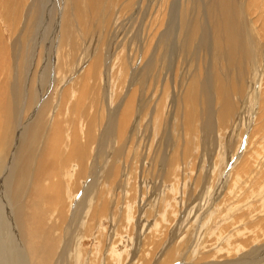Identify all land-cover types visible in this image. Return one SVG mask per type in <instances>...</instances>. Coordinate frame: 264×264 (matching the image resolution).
Wrapping results in <instances>:
<instances>
[{"label": "bare ground", "instance_id": "1", "mask_svg": "<svg viewBox=\"0 0 264 264\" xmlns=\"http://www.w3.org/2000/svg\"><path fill=\"white\" fill-rule=\"evenodd\" d=\"M48 1L50 2V0H48ZM56 1L57 0H53L52 1L51 8L49 10V9H46V4L47 3H46L45 0H31L30 1L31 2L30 5L28 4L29 7H28L27 13H28V15L31 14L32 24H27V22L24 21L25 22V26H23V29L21 31L22 32L21 34L23 35L24 39L27 40V42H26V44L23 43L25 45H20V46L18 45V43L16 41L12 42L11 45H10V51L8 49V51L11 54V58L15 62L14 64L17 65V68L15 66V70L13 72L14 75H12V77H11V81L12 82L8 83V84H10V88H7L9 90L8 93L10 94L9 95L10 98H7V100H9V101H7V103H8V105H7L8 106V112H6L5 114H1V111H0V264H97L96 255H93L92 253L86 254L84 249H83V252H81V248L83 247L84 240L89 239L90 236H91V233L93 231L97 232L96 227L99 226L100 223H102L101 221L103 220L104 217L106 218V216H107V219H109L111 224H114L116 222H122V224L125 223V227H127L126 230H125L126 237H127V240L129 242L134 241L136 239V237H137L136 233L133 232V227L131 228V227H129V225L132 222H134L135 226H137L139 224L138 221H135L133 215H134V213L136 211H138V208H139V205H140L141 201H139L138 203L135 204V206H134L135 209H133V212H131L132 213L131 215H129V211H126L128 206L125 204L128 196L130 195V192L133 191L132 184H133L134 181L131 182V179L133 177H131V179H130L129 176H126L124 181H121L119 183L120 184L119 188H120V191L122 193V198L124 199V205H122L121 213H120V211L118 212L119 214H117L116 211H113V207L116 206L115 203H113V199H112V202L110 200H108L107 198H103L102 199L100 194H98V190H96L95 185H94V187L92 186L91 193H89L90 195L88 196V198H86L87 200H84V202H83V199H81V200H79V202H77V208H76V210L72 211L70 218H68V216H69L68 212L65 213V212L62 211L63 210L62 209L63 201L67 200V203L69 204L68 195H70V190L72 189L71 188L72 184L69 187L66 186V183L64 184V182H63L64 174H66L65 177L68 180L71 179V177H74V176H71L70 178H68L67 173H66V166L67 165L64 164V163L67 161V159H72V160L75 159L74 154L70 152L71 145L68 146V144H67L65 149H64V147L61 146L62 145L61 143L63 142V140L61 139L59 134H55V130H56V125L55 124H57V123H55V117L52 118L53 116L52 117L50 116V114L52 113L51 110H52V108L54 106V101H55V96H56L57 90H59V88H58L59 84L63 83V82H61V83L59 82L58 83L59 77L57 76V68H58L57 65H58V62L61 59V54L62 53H57L55 51H52L50 53L49 51H47L45 49H41V44L43 43V39L46 38L47 36H49V38H50V41L48 42V44H50L53 39H54L53 44H57V43H62L63 44V43H65L64 42V37L65 36L62 35V30H63V27H64L63 20H62L63 19V11L64 10L63 9L61 10V15H59L57 20L55 21V17H54L53 14H56ZM90 1H92V0H85L86 7L88 6V2H90ZM110 1H109V5H110ZM115 1L117 3V0H115ZM180 1L181 0H178L175 3V2L170 0L169 1V5H168V2H167V4H165L164 7L166 9H164V12L166 13V16H167L166 18L167 19H165L166 21H165L164 31L162 32V34L158 32L160 35H159V38L157 39L156 47H155L154 51H152V48H151V51H152V52L150 51L151 52V57L149 56L150 59H149L148 63L145 65V67H143L144 69L142 68L143 71L140 70L142 73L144 72L145 74L149 75V79L151 78L150 81L148 79L149 87H152L151 85H152L153 80H154L153 78L157 77L158 81L161 79L160 78V74H158V75L156 74L157 70H158V69L155 68L156 64H160V67L162 66V68H163L162 71H163V73H165V75L163 77V82L160 85L162 87V92H161V95L159 94V96H158V99H157L158 102L156 103V105L155 104L154 105L157 106V110H158V112H160V109H162L164 107L163 103L165 102L166 105H167L168 110L171 112L169 114L167 120H166V123L169 120L168 124H166L165 127H163L164 129H163L162 133L160 132L161 134L159 133L160 135L158 137L156 136V134H154V129L155 128H154V126H152L153 124H155V122H154V114L153 113H152L153 114V118L152 117L149 118V124H148V127H146V131H148L149 144L146 147L147 148L146 151H144L146 153V156L144 157L145 162L142 163V167H143V170H144V177H142V178L143 179L144 178L145 179H149V180H151L152 183L154 181H157V183L158 182L160 183L159 186L156 185L157 187L153 188L154 189L153 191L149 190L150 187L149 188H147V187L144 188L145 191H147V189H148L149 192H150L149 194H151L152 197L154 198L155 202L153 203L151 208L155 209L156 212L161 207L162 203L164 202L161 190L166 185H170L171 186V181L172 180H173L174 183L177 182V181H180L179 184H181L180 187L183 190H184L185 186L194 187L197 184H201V183L198 182V183H193L192 185H190V183H192V182H190V180H189L188 181V182H190L189 185H185V174H186V172L183 170V168H181L179 171L180 172L183 171L181 174H183L184 177L180 176L181 174L179 173V171H175L172 180H171L172 177H170V175H171L170 174V168H171V161H172L171 155L173 154L172 150H174V147L177 146V148H178L177 157L174 159L175 170L178 167H180V164H181L182 161H185L188 158V155L186 153V149L188 148V144H187L188 143L187 130L189 128V123L190 122L194 123V126L197 129L196 131H198V133L201 136V140L205 142L204 143V147H206L208 145L207 137L210 136V135L217 134L219 130L224 129V127L226 126L225 123H227L228 119L231 120L230 118H232L234 120L233 121L234 122V126L232 127V131H231V133L234 135L236 133V130L234 129V127H236V129H237L238 127L242 126L241 125V122H242L241 119L244 116L245 108L247 106L246 104H248V102L249 103L254 102V100H253L254 98L253 97L255 96V91L257 89L255 87H259L258 91H259V89L261 90V83L264 82L263 75H259L260 72H262V71L264 72L263 58L261 59V61L258 60L259 55L260 54L261 55L264 54V45H259V40L258 39L261 38L260 34L259 35L257 34V32H256V30L254 28V21L251 20V17L247 13V11L249 9L248 8L249 6H254L256 8L261 7L264 10V8H263L264 1L260 2V0H184L185 1V5L187 6V12L189 13V17L186 18V16H185L183 18L184 19L183 25H182L181 16H184L185 13L182 15V10H185V9H183V6L181 5V3H179ZM122 2H124V1H122ZM128 2L131 3V1H129V0H128ZM160 2H162V1H160ZM70 3H71V1H70ZM85 3L83 2V4H85ZM130 3H128V4H130ZM72 4H74V3H72ZM77 4H75V5H77ZM159 4H162V3H159ZM112 5L114 6L113 3H112ZM112 5L110 7H112ZM130 5H131L130 6V8H131L132 5H134V3L130 4ZM167 5L169 7H167ZM185 5H184V7H185ZM95 6H96V4H95ZM95 6H94V9H95ZM100 6L102 8V5H100ZM75 7L78 8L77 6H75ZM80 7H84V6L81 5ZM126 7H127V10H128V5L127 4L125 6L124 5L120 6L119 9H117V10H119V12L121 14V13H124ZM90 8L88 7L87 10H93L92 7H90ZM112 8H114V7H112ZM149 8H151V7L147 6V7H145V9L143 11L142 7L140 8V6H138L137 11H140V13L143 12V15L146 16V13L149 12ZM73 9H71V10H73ZM80 9H82V8H80ZM115 9L116 8H114L113 10H115ZM160 9H161V7H160ZM160 9H159V11H160ZM69 10H70V8H69ZM103 11H105V10H103ZM65 12H66V10H65ZM72 12H74V10ZM107 12H109V10ZM128 12H129V10H128ZM185 12H186V10H185ZM95 13H97V12H95ZM103 13L102 14L100 13L101 15L99 17H96L97 25L99 23V25L104 26L106 20L108 19V18L107 19L105 18ZM114 13H115V11H114ZM125 13H127V12H125ZM161 13L163 14V12H161ZM105 15H107V13ZM110 15H111V13H110ZM118 15H119V13H118ZM156 15H159V14H156ZM160 15H159V17H161ZM72 17H73V15H72ZM112 17H113V15H112ZM194 17H195V19H194ZM157 18H155V20ZM64 19H65V16H64ZM114 20L116 21L117 19H114ZM118 20H120V19L118 18ZM69 21H71V19ZM92 21H93V19H92ZM149 22H150V20H149ZM53 23H54V28H53ZM70 23H72V22H70ZM92 23H89V24L91 25ZM123 23H121L122 24L121 26H118L117 23H115L116 32H114V34L116 33V35L114 36V38H115V39H113L114 41L111 42L110 48L112 47V45L115 42H119L120 44H122L123 41H127V40H130V39H133L134 34H131V33L132 32L135 33V31L129 29L130 28V25H129L130 23L128 24L129 26L126 25L125 21ZM77 27H78V24H77ZM161 27H159L157 30H159ZM82 29L85 30L84 26H83ZM99 29L100 28H98V30ZM103 29L105 30L106 27L105 28L103 27ZM112 29H114V28H112ZM64 30H66V29H64ZM98 30H97V32H98ZM151 30H152V28H151ZM13 31H15V29ZM139 31H140V29H139ZM86 33H88V31ZM141 33H143V32L141 31ZM13 34L14 33H12V35ZM21 34H20V36H21ZM67 34H68V32H67ZM70 34L71 33H69V35ZM73 34H76V33H73ZM94 34H96V33L94 32ZM87 35H90V33L87 34ZM104 35H106V33ZM136 35H138V33L135 34V36ZM145 35L146 34H144V36ZM18 36H19V33H18ZM2 37H0V42H1V38ZM80 37H82V36H80ZM84 37L85 36H83L82 38H84ZM148 37H149V35H148ZM11 38H12V36H11ZM144 39L146 40V38H144ZM144 39H143V41H144ZM68 40H66V42ZM71 41H72V39H71ZM73 43L71 45H73ZM77 43L79 44V41ZM1 44L4 45V43H1ZM1 44H0V46H1ZM86 44H89V43H86ZM44 45H46V44H44ZM150 46H152V45H150ZM82 47H84V44H83ZM122 47H123V44H122ZM7 48H8V46H7ZM123 48H122L121 52H123V50H124ZM86 49L87 48L84 49V51H85L84 54H86V52H87ZM65 50L68 51V49H65ZM235 50H237V51H235ZM103 52H105V51H103ZM115 52H116V50H115ZM115 52L113 51V53H115ZM118 52H120V51H118ZM143 52L144 51L142 50V53ZM201 52H203V58L204 59H202L201 57H198V54L201 53ZM120 53H118V55H120ZM137 53L138 52H136V54ZM64 54L66 55V53H64ZM72 54H73V52H72ZM223 54L225 56L229 57V59L231 60V62L233 64L238 63L237 62L238 59H240V61H242L244 64H246L247 68H246L245 76L249 80L247 81L245 79V82L243 84H240V85H238V84L233 85L230 82H226L225 83L227 85L224 86L221 89V92L224 95L228 96V97H225V98L221 99V108L217 112V115H216L217 117H212L210 119V122H209V119L207 117V113L209 112V109L204 110V113H202L200 110H196L194 108V106H192V107L188 106L187 105V100L195 98V97H197L199 95L198 90H196V86H199L201 94H203L204 90L209 92L207 99H208L210 105L212 106L215 103H217V98L212 97V95L214 96V94H215L214 92L212 94V90L214 89V91H216L217 88L221 87V86H217V88L215 89L213 80L208 78L209 74H204V76L201 77L198 73H196L193 70V68H194V65L197 64V62L205 61L201 66L203 67L204 71H208L209 67H208V65H206V62L210 61V63L212 64L214 61H216L218 59V56L223 57ZM235 54L237 55V59H236ZM127 56H129V55H126V58H127ZM208 56H209V60H208ZM107 57H108V55H107ZM118 57H120V56H118ZM118 57H116V58L119 59ZM122 57H123V55H122ZM116 58H115V60H116ZM64 59L65 58H63V60ZM105 59L107 60V58H105ZM132 59H134V58H132ZM66 60L69 61L70 59H66ZM82 60H83V58H82ZM83 61H85V60H83ZM121 61H123V60H120V62L118 61L119 63L118 62L117 63L120 64ZM248 61H250L253 65L255 64L253 69L250 67V64L248 63ZM114 62H116V61H114ZM114 62H113V64H114ZM70 63H72V62H70ZM110 63H111V61H110ZM95 64L96 63H91V64H89L90 66L87 65L89 67L88 68L86 67L87 70H85V72L82 75V77L80 78L79 75H78L79 80L76 79L78 81V86L80 84V95H81V97L85 96L87 98H90L91 100H94V97H95L96 93H98V92L89 91L90 89L88 90L84 86L86 84H88L89 80H92V81L94 80L92 78H93V73L95 72V70H94L95 66H96ZM144 64H145V62H144ZM258 64H261V65H258ZM79 66H80V63H79ZM69 67H70V65H69ZM101 67H102V65H101ZM118 67H120V66H118ZM155 69H156V71H155ZM7 70L9 71V68L6 69V71ZM98 70H99V67H98ZM111 70H113V69H111ZM117 70H119V69H117ZM1 71H3V70H1ZM107 72H108V69H107ZM249 72H253L252 77H250ZM11 73L9 72L8 74L10 75ZM71 74H70V76H71ZM9 75H7V77H6V81L7 82L10 81ZM125 75H127V74H125ZM104 76L106 77V79H108V75L107 74H105ZM74 78H76V77H74ZM95 78H96V76H95ZM98 78H97V83H95V85L98 84ZM126 78H127V76H126ZM238 78H241V74L238 75ZM141 79H143V78H141ZM144 79H146V78H144ZM51 80H55V88H54V91H53L52 99H51L50 103L48 104L47 100L49 98V93L47 92L48 91L47 90V88H48L47 84ZM257 80L260 81V83L259 82L256 83ZM99 81H101L100 78H99ZM102 81H101V83H102ZM114 81H115V79H114ZM155 81H157V80L155 79ZM74 82H75V80H74ZM118 82H119V80H118ZM120 83L121 82H119L118 84H120ZM184 83H185V87L183 88ZM248 83H249V85H248ZM32 84L38 86L37 91L35 93L33 91H31V89H30V86ZM144 84H145V82H144ZM157 84H159V82H157ZM20 85L22 86V89L24 91L23 100H22L23 101V106L21 108H20L19 104L17 103V97H15L13 95L14 90L17 87H19ZM71 85H73V83ZM93 85L94 84H92V86ZM145 85H143V86H145ZM118 86H120V85H118ZM122 86H124V85H122ZM147 86H145V87L147 88ZM247 86H248V88L246 90ZM134 87H136V86H134ZM170 87L172 88V90L170 89ZM71 88H73V87L71 86ZM107 88H108V92L104 94L103 101H109V98L111 96V88L112 87H110V85L108 83H106V87L104 88V92L106 91L105 89H107ZM76 89H77V85L75 86V89H74L75 92H76ZM150 91H152V90H150ZM71 92H70V95L75 93L73 90ZM156 92L160 93L158 91V89H155V90H153V93L151 92V96L149 98H151V99L153 97L155 98V93ZM66 93H67V91H66ZM128 93H129V91H128ZM147 93H148V91H147ZM243 94H244L243 98L247 99L248 101L242 102V109H241V113H240L241 115L238 116L237 110L234 112V114H232L233 112H231V110L229 108V106L234 107V105L232 103V98H236V97H238L240 95H243ZM260 94H262V93H260ZM181 95H182V97L180 99V102H179L180 106H179L176 103L175 99L179 98ZM71 97H73V95ZM135 97H136V95H135ZM126 100H127V102L124 104L125 106L122 108V110H120V113L115 111L114 112L115 115L113 116V119L110 121V123L108 122L109 124L104 128V130L101 131L102 132V136H101V133H100L99 138L100 137L101 138L99 140V146H97L98 149H97V151L95 153L97 158H99L100 155L102 156V154L103 155L107 154V156L110 157L111 161L115 162L116 156L118 157V155L121 154V149L120 148L117 147V149L113 148L114 150H110L109 146H106V145L109 142V143L112 144L111 146L113 147V145H117L121 141V139L119 138V136H121V134H119V130L121 128L120 127V122L123 121V119L125 118L126 113H128L130 111V106L129 105L133 103L134 99H133V96H131V94H130V96L128 98H126ZM96 101H97V99H96ZM122 101H123V99H122ZM182 104H183L184 108H182L183 107ZM96 106H97V104H96ZM148 106H150V104H148ZM61 107H63V106H61ZM204 107H208V106L204 105ZM257 107H259V105ZM79 108L80 107H78L77 109H79ZM154 108H156V107H154ZM21 109H23V112L25 114H27V115L34 111L33 117L31 119H28L27 122H23L22 120H20L19 114H21V112H22V111H20ZM87 109H89V113H90V123L87 125V127L84 126V128H86V129L84 131L83 138L80 141L79 139H77V137H73L72 140L73 141H77V143L81 144V145L87 144L86 149H88V151H89L91 149L92 144L95 141V134H94L95 120H97L96 117L99 115V110L96 109L97 110L96 111L93 104L88 106ZM124 110H125V112H123ZM91 112H93V113H91ZM46 114H47V119L45 120L44 116ZM96 114H97V116H96ZM134 114H135V112H134ZM71 115H70V117H71ZM130 115H131V113L128 116H130ZM8 116H9V118L6 121L5 117H8ZM28 116L31 117L32 114H30ZM67 116H69V115H67ZM137 117H139V116H137ZM22 118H24V116ZM82 120H84V119H82ZM127 120H129V119H127ZM245 121H247V124H246V128H247V125H248V122H249L248 117H247V119ZM77 122L79 123V121H77ZM239 122H240V126H239ZM122 123H121V125H122ZM127 123H128V121H127ZM145 124H147V123H145ZM230 126H232V125L230 124ZM150 127H151V129H150ZM249 128H250V125H249ZM126 130H128V129H126ZM239 130L241 132V128ZM98 131H99V129H98ZM182 131H183V134H182ZM259 131H260V128H257V129L255 128L253 130V132H251L252 135H250V137L248 139L250 143L252 142V138H254ZM149 133H150V135H149ZM189 134H190V132H189ZM199 134H197V135H199ZM238 135H236V136H238ZM96 136H97V133H96ZM65 137H66V135H65ZM96 140H97V138H96ZM198 140H200V139H198ZM155 141H157V147L154 146V147H156V149L154 148L155 150H152V147H153V144H154ZM247 143H248V141H247ZM95 144H96V142H95ZM12 145H17L18 149H17L16 153L12 152V154H11L12 157H10L9 156L10 152H5L4 148L5 147L8 148V147H10ZM60 146L63 148L64 153L62 151H61L62 152L61 154L59 153ZM104 146H106V148H105V150H103V153H102V147H104ZM252 146H253V144H252ZM86 149H85V151H86ZM200 150H201V148H200ZM79 152H81V150ZM192 152H193V150H192ZM189 153H190V151H189ZM142 154H143V152H142ZM195 154H196V152H195ZM138 155H140V154H138ZM130 156H132V155H130ZM246 157L248 158V160H246V158H244V160L242 161L243 164H248L249 160L253 161L256 164L254 169L256 171H259L256 168L258 166V164L256 163L257 155L256 154L252 155V154L248 153ZM34 158H35V160H34ZM212 158H213V156H212ZM102 159H103V156H102ZM102 159L98 160L99 164L97 165V167L100 166V164L102 162ZM107 159L108 160H106V162L104 163V166L102 167V169L100 171L101 172L100 173L101 177H100L99 180L97 179V181H101V182H105V183L110 184L111 183L110 181L112 179L117 178L118 173L116 171L117 168L114 166V163L109 165V166H107L109 164V161H110L109 158H107ZM12 161H14V163H15L14 166L9 165ZM212 162L214 164L213 165L209 164V167H208L207 170H208V172L210 171V172L214 173V172H216L214 170L215 169V164H216L215 162H219V163L223 162L222 160L219 159L218 152H217L216 156L212 159ZM74 163L79 164V165L81 164L80 162H74ZM198 163H199V161H198ZM76 164H74V165L77 167ZM263 165H264V160L259 162V167H263ZM190 167H192V165ZM91 168H92V172H91L90 176L94 177L95 174H96V171H97L96 170V165L91 166ZM193 168L194 167H192V169ZM242 168H243V166H242ZM192 169H190V170H192ZM247 169H246L245 173H247L249 171ZM252 172L255 174V172L252 171V170L248 174H250V176H252V174H253ZM132 173H133V171H132ZM177 173H179L180 175L178 176ZM126 174H128V173L126 172ZM234 174H235V172H234ZM234 174L232 173V175H234ZM258 174H259V172H257L254 177H256V175H258ZM108 176H110L111 178L108 179ZM201 176H202V174H201ZM54 179L59 181V182H63V184H64V196L66 197L65 200H64L63 195H62V198L59 197V196H56L58 193L57 194L51 193L50 196H48V194L51 192V189L54 187V185H52ZM133 179H136V178H133ZM137 179H139V178H137ZM197 180H199V179H197ZM192 181H194V180H192ZM258 181H260V180H258ZM195 182H197V181H195ZM261 182H263V181H261ZM238 183H240V179H236L235 181L232 180V183H231L232 187L231 188H235L236 187V189H237V186L239 185ZM135 184H137V183H135ZM202 184H203V185H201L202 188L207 190V191H209V187H210L211 184L210 185L209 184H205L204 182ZM263 184L264 183H262L261 185L258 186V188H257L258 192L257 193L261 194L262 192H264ZM172 185H173V192L175 193L177 191V189H175V188H177V187H174V184H172ZM240 185L242 186V184H240ZM146 186H148V185H146ZM177 186H179V185L177 184ZM229 186H230V184H229ZM61 187H62V190H63V186H61ZM102 187H103V183H102ZM104 187H105V185H104ZM143 187L144 186L141 187V192L142 193L144 191ZM165 189H169V188H165ZM226 189H229V188H226ZM193 190H195V188ZM242 190H243V188L241 189V192H242ZM248 190H249V186H248ZM212 191H214V190H212ZM199 192H201V191H199ZM201 194L202 193H200L199 195L196 196L194 203H198L199 202L200 204H202L204 206L207 205V207H209V206H211V204H213L216 201V197L214 198L215 199L214 201L212 199H210V195H208L209 193L207 195H201ZM229 194H230V192H229ZM101 195H102V193H101ZM173 195H172V197H173ZM194 195H195V193L192 191V196H191L192 199H194L193 198ZM72 196L73 195H70L69 197L72 199ZM152 197H150V198H152ZM169 198L171 199V197H169ZM165 199L167 200L168 198H165ZM243 199L245 200V198H243ZM179 200H180L182 208H185L187 206H190L191 204H194L193 202L185 204L184 201H183L184 200L183 197H182V199H179ZM241 200H242V198H241ZM57 201L59 202V205L57 204ZM233 201H234V198H233ZM175 202H176V204L178 203V201H175ZM256 202H258V201L256 200ZM54 204H55L56 207L58 206L57 210L54 209L55 208ZM150 204H152V203H150ZM130 205H131V203H130ZM237 205H239V204H237ZM67 206H69L68 208H71L70 204L67 205ZM258 206L262 208V207H264V204L261 202L260 205H258ZM174 207H175V205H174ZM230 207H232V206H230ZM235 207L233 206L234 209H235ZM248 207H249V205H248ZM163 208H165V206H163ZM163 208L161 207V210ZM131 209L132 208H130V210ZM252 209H253V212H256L255 207H253ZM177 210L179 211V209H177ZM211 210H212L211 208H208L206 210L207 213L205 215H207V217H208L207 219L208 220L206 219L205 221H204V216L205 215L200 220L192 219V220H190L188 222L187 219H183L179 223V225L172 231V233L170 235L171 239L169 238L170 241H168V239H167V244L165 245V247L163 249L164 252H160V255L159 256L157 255V259H155L156 261H154V262H157L159 260L161 261V259L163 257H165L166 255H169L170 257H172L171 253H172V251L174 249L176 250V248H177L178 252L180 253L179 256L177 255V257H176L177 261L179 260V258L180 259L182 258L181 252H182L183 248H185L187 246H189V251L188 252L191 255L195 254L198 251V249L203 246V245H201V242H202L201 240H205L206 238L209 239V237H211V235H212V233L207 229L208 224L210 223V219H211L212 215L215 214V212L211 211ZM178 211L175 212V213H178ZM227 212H229V210ZM144 213H145V209L143 208L142 217L144 219L141 222L142 226L144 225L145 221H147L146 218L149 219V216L151 214H153V212H151V213L149 212L150 214L147 217H145L144 215L147 214L148 212L145 213V214ZM191 213H192V211H191ZM191 213H189V214L191 215ZM257 213H259V211H257ZM154 214H155V212H154ZM172 214H173V212H172ZM131 216H132V218H127V217H131ZM170 216H171V214H170ZM124 218H127V219H125V221L123 223ZM245 219H247V217ZM152 222H154V221H152ZM259 222H261V220L259 218L255 217L254 219L251 220L250 223H248V222H246V223L248 225H250V224L259 223ZM128 223H129V225H128ZM172 224H173V222H172ZM120 225H121V223H116L115 224V227H114V231L115 232L119 231ZM126 225H128V226H126ZM154 225H155V222L152 224V226H154ZM244 225H246V224H244ZM244 225H243V228H244ZM241 227L242 226H239V228H241ZM251 227H253V226H251ZM136 230H139V229H136ZM106 231H104V232H106ZM160 232L161 231H159V233ZM164 232L166 233V230ZM240 232H242V231H240ZM173 233L175 234V237H178V238H176V244H174V245H173V241H172V237L174 236ZM108 234L109 233H107V235ZM238 235L240 236V234H238ZM262 235H264V234H262ZM113 236L115 237V235H113ZM232 236L234 237L235 234L232 233ZM239 236H237V237H239ZM165 237L166 236L162 237V239L157 242L158 244L156 245V247H154V249L155 248L157 249V247L159 246L160 242L163 241V239H165ZM105 238H106V236H105ZM111 238L109 240V245L112 248V241L113 240H111ZM106 239H109V238H106ZM238 239H240V238H238ZM155 240H154V242L151 241L152 244H154V245H155ZM173 240H174V238H173ZM232 240H233V238H232ZM254 242L255 241H253V243ZM138 243H139V241H138ZM114 244H113V246H114ZM260 244H262V243H260ZM217 247H218V244H217ZM250 247H251V245H250ZM93 248H94V245H93ZM255 248H257V247H255ZM228 250H229V248H228ZM233 250H238V249L236 248V249H233ZM239 250H241V249H239ZM129 251L125 252V254L128 255V254L131 253V259L135 260V259H137V256L139 255L140 246L136 245V247L133 248L132 251H130V252ZM147 251H148V247H147ZM257 251H260V250L257 249ZM216 252L217 253H215V254H218L219 252H221V249L217 250ZM228 252H230V250ZM152 253H153V251H152ZM215 254H213V255H215ZM226 254H229V253H226ZM226 254H225V256H226ZM242 255H243V253H242ZM103 256H101V257H103ZM256 257H258V261H257V259H255L253 257L249 261L246 259V260H243V261H235L234 263H218V264H263V262H264V254L260 253V254L256 255ZM117 258H119V257H116V255L114 253L109 251L108 252V257H107V259L105 261V264H113L112 262H115V264H116ZM149 258H151V257H149ZM212 259H213V256H212ZM163 261H164V259H163ZM174 261H175V259H174ZM152 262H153V260H152ZM193 262H194V260H193ZM118 263L120 264V263H122V261L118 262ZM126 263L124 262V264H126ZM205 263H208V261L205 262ZM158 264H160V263H158ZM183 264H185V263H183Z\"/></svg>", "mask_w": 264, "mask_h": 264}, {"label": "rangeland", "instance_id": "2", "mask_svg": "<svg viewBox=\"0 0 264 264\" xmlns=\"http://www.w3.org/2000/svg\"><path fill=\"white\" fill-rule=\"evenodd\" d=\"M30 1L31 0H0V37L3 36L1 38L0 44L4 43V45L1 44V46H0L1 47L0 48V51H1L0 52V111H1V114H5L6 112H8V106H7L8 103H7V101H9V100H7V98H10V96H9L10 94L8 93L9 90L7 89V88H10V84H8V83L12 82L11 81V77H12V75H14L13 72L15 70V66L17 68V65L14 64L15 62L11 58V54L9 52L10 51V45H11L12 42H15V41L18 43L19 46L20 45H25L26 42H27V40H25L23 35L21 34L22 33L21 31L23 29V26H25V22H27V24H32L31 14L28 15V13H27L28 7H29V5L31 3ZM45 1L47 3L46 4V9L50 10L51 3H52L53 0H50V2L48 0H45ZM70 1H71V3H70ZM79 1L80 2L82 1V2L80 3ZM109 1L110 0H99V1L98 0H96V1L92 0V1L88 2V6L86 7L85 0H57L56 1V14H53V15H54L55 21H56L58 16L61 15V10L62 9L64 10L63 11V19H62L64 27H63V30H62V35L65 36L64 37V42L65 43H63L64 45L62 43L53 44V41H54V39H53L51 41V43L48 44V42L50 41V38H49V36H47L46 38L43 39V43L41 44V49H45V50L49 51L50 53L52 51H55L57 53H62L63 54V55L61 54V59L58 62V65H57L58 66V68H57V76L59 77L58 83L59 82L60 83L63 82V83L59 84V87H58L59 90H57V93H56V96H55V101H54V106H53V108L51 110L52 113L50 114V116L51 117L53 116L52 118L55 117V123L58 124V125L55 124L56 125L55 134H59V136L63 140V142L61 143L62 144L61 146L64 147V149H65L67 144H68V146L71 145L70 152L73 153L74 156H75L74 160L67 159V161L64 163V164L67 165L66 166V173H67L68 178H70L71 176H74V177H71V179H69V180L66 179V177H65L66 174H64V177H63V182H64V184L66 183L67 187H69L72 184V186H71L72 189L70 190V195H73L72 199L69 197L70 195H68V198H69L68 202H69L71 208H68L69 206H67V205H69V204L67 203V200H65L66 197L64 196V184H63V182H59V181L54 179L53 180V184H52V185H54V187L51 189V192L48 194V196H50L51 193H55V194L58 193L56 196H59V197L62 198V195H63L65 201H63V205H62V209L63 210L62 209L61 210L63 212H65V213L68 212V215H69L68 218H70L72 211L76 210V208H77V202H79V200H81V199H83V202H84V200H87L86 198H88V196L90 195L89 193H91L92 186L94 187V185H95V188H96V190H98V194H100L102 199L103 198H107L111 202H112V199H113V203H115V205L117 206V207L116 206L113 207V211H116L117 214H119L118 212L120 211V213H121L122 205H124V199L122 198V193H121L120 188H119V185H120L119 183L121 181H124L126 176H129L130 179H131V177L136 178V179H133V178L131 179V182L134 181L133 184H132L133 191L130 192V195L128 196L125 204L128 206L126 211H129V215H131L132 214L131 212H133V209H135V207H134L135 204L138 203L139 201H141L140 205H139L140 209L138 208V211H136L134 213V215H133L135 221H138L139 224L137 226H135L134 222L130 223V225L128 223L129 227H131V228L133 227V232L136 233V236H137L136 239L139 241V243H138V241L136 239L134 241L129 242L127 240V237H126L125 230H126L127 227H125L124 221L127 218H132V216L124 218V220H123L124 224H122V222H116V223H121L120 229H119L118 232L114 231V227H115L116 223L111 224L109 219H107V216H106V218L104 217L103 220L101 221L102 223H100V225L96 227L97 232L93 231L91 233L90 238L84 240L83 247L81 248V252H83V249H84L86 254L92 253L93 255H96L97 264H105V261H106V259L108 257V252L109 251L114 253L116 255V257H119V258H117L116 264H119L118 262H121V261H122V263H120V264H124V262L125 263L127 262L126 264H152V263L153 264H158V263H160V264H164V263L165 264H181V263L182 264L183 263H185V264H196V263L197 264H218V263H234L235 261H243V260H246V259L249 261L253 257L255 259H257V261H258V257H256V255H258L260 253L264 254V247H263L264 246V235H262V234H264V232H263L264 231V221H263L264 220V207L261 208V207L258 206V205H260L261 202L264 204V192H262L261 194L257 193L258 192V190H257L258 186L261 185L262 183H264V165H263V167H259V162L264 160V145H263L264 144V82L261 83V90L259 89V91H258L259 87H255V88H257L256 91H255V96L253 97L251 95L254 98L253 99L254 102H251L252 104L249 103V102H248V104H246L247 106L245 108V113H244L243 118L241 119L242 122L240 121L242 126H240V122H239V126L240 127H238L237 129H236V127H234V129L236 130V133L234 135L231 133L232 127L234 126V122H233L234 120L232 118H230L231 120L228 119V121H227L228 124L225 123L226 126L224 127V129L219 130L217 134L210 135V136L207 137L208 145L206 147H204V143L205 142L201 140V136L198 133V131H196L197 129L195 128L194 123H191V122L189 123V128L187 130V135H188V143L187 144H188V148L186 149V153H187L189 159L187 158L188 160L186 159L185 161H182L181 164H180V167H178L175 170L174 159L177 157V152H178V148H177V146H175L174 150H172L173 154L171 153L172 154L171 155L172 161H171V168H170V174H171L170 177H172L171 178V180H172L175 171H179L181 168H183V170L186 172V174H185V185H189L190 182H192V183H190V185H192L193 183H198V182L201 183V184H197L194 187L185 186V188L183 190L180 187L181 186V184H179L180 181H177V182L174 183L173 180H172L171 181V186L172 187L170 185H166L161 190L162 191V197H163V200H164V202L162 203L161 207L163 208V206H165V208H163L161 210V207H160L157 210V212H156L155 209L151 208V206L153 205L155 200L152 197V195L149 194L150 193L149 190L153 191L154 190L153 188H156L157 186H159L160 183L159 182L157 183V181H154L155 183L154 182L152 183L151 180L142 178V177H144V170H143V167H142V163L145 162L144 157L146 156V153L144 151H146V149H147L146 147L149 144L148 131H146V127H148L149 118L150 117L153 118V114H154V122H155V124H153L152 126H154V128H155L154 129V134H156V136L158 137L162 133V131L164 129L163 127H165V125L168 124L169 120H168L167 123H166V120H167V118H168V116H169V114L171 112L168 110L167 105H166L165 102L163 103L164 107L162 109H160V112H158L157 106H155L156 103L158 102L157 101L158 96H159V94L161 95V92H162V87L160 85L163 82V77L165 75V73H163V71H162L163 70L162 66L160 67V64H156L155 68L158 69L156 74L157 75L160 74V78L161 79L158 81L157 77L153 78L154 80H153V83L151 85L152 87H149V81L151 80V78L149 79V75L145 74L144 72L142 73L141 71H143V69H144L143 67H145V65L148 63V61H149V59L151 57V52L154 51V49L156 47L157 39L159 38V35H160L159 33L162 34V32L164 31L165 21H166L165 19H167L166 18L167 17L166 13L164 12V9H166V8L164 6H165V4H167V2H168V5H169V1L170 0H136V1L135 0H133V1L129 0V1H131V3L128 2V0H117V3H116L115 0H111L110 1V5H109ZM122 1H124V2H122ZM160 1H162V2H160ZM171 1L176 3L178 0H175V1L171 0ZM263 1L264 0H260V2H263ZM83 2L85 4H83ZM127 2L130 3V4L134 3V5H132V7L130 8L131 5L128 4ZM72 3H74V4H72ZM112 3L114 4V6L112 5ZM125 3L128 5L129 12H128L127 7H126L124 13L120 14L119 10H117V9H119V7L122 6V5L125 6L126 5ZM159 3H162V4H159ZM179 3H181V5L183 6V9L186 10V12H185V10H182V15L185 13L184 16H181L182 25H183V21H184L183 18L185 16H186V18L189 17V13L187 12V6L185 5V1L181 0ZM75 4H77V5H75ZM95 4H96V6H95ZM81 5L84 6V7H80ZM100 5H102V8H101ZM111 5H112V7L116 8V9L113 10L114 8L110 7ZM168 5H167V7H169ZM184 5H185V7H184ZM75 6H77L78 8H76ZM94 6H95V9H94ZM138 6H140V8L142 7L143 11H144L145 7H147V6H149L151 8H149V12H147L146 16H144L143 12L140 13V11H137ZM68 7L70 8V10H69ZM88 7L89 8L92 7L93 10H87ZM160 7H161L162 10L160 9ZM80 8H82V9H80ZM248 8L249 9H248L247 13L251 17V20L254 21V28H255L257 34L258 35L260 34V37H261V38L258 39L259 40V45H264V30H263L264 29V10L261 7L256 8L254 6H249ZM263 8H264V6H263ZM71 9H73L74 12H72L73 10H71ZM159 9H160V11H159ZM65 10H66V12H65ZM103 10H105V11H103ZM108 10H109V12H107ZM114 11H115V13H114ZM95 12H97V13H95ZM125 12H127V13H125ZM161 12H163V14ZM100 13L101 14L103 13V15L105 16L106 19L108 18L107 19L108 21L106 20L107 23L105 22L104 26L99 25V23L97 25V22H96L97 21L96 17H99L101 15ZM106 13H107V15H105ZM110 13H111V15H110ZM118 13H119V15H118ZM156 14H159V15L161 14L160 15L161 17H159V15H156ZM72 15H73L74 18L72 17ZM112 15H113V17H112ZM64 16H65V19H64ZM195 17H194V19H195ZM69 18L71 19V21H69L70 20ZM118 18L120 20H118ZM155 18H157V19L155 20ZM92 19H93V21H92ZM114 19H117V20L115 21ZM149 20H150V22H149ZM124 21L126 22L127 26L130 25V28L128 27L130 30L135 31V33L132 32L131 34H134V36H135V34L138 33V35H136L135 37L133 36V39H130V40H127V41H123L122 44H123L124 48L122 47V44H120L119 42H115L112 45V47L110 48L111 42L114 41L113 39H115L114 36L116 35V33L114 34V32H116L115 23H117L118 26H121L122 25L121 23H123ZM70 22H72V23H70ZM88 22L89 23L93 22V23L90 25ZM76 23L78 24V27H77ZM83 26H84L85 30L82 29ZM103 27L104 28L106 27V29L104 30ZM159 27H161V28L159 30H157ZM53 28H54V23H53ZM98 28H100V29L98 30ZM112 28H114V29H112ZM151 28H152V30H151ZM14 29H15V31H13ZM64 29H66V30H64ZM139 29H140V31H139ZM97 30H98V32H97ZM87 31H88V33H86ZM141 31L143 33H141ZM67 32H68V34H67ZM94 32L96 34H94ZM12 33H14V34L12 35ZM18 33H19V36H18ZM69 33H71L73 36L71 34L69 35ZM73 33H76V34H73ZM89 33H90L91 36L87 35ZM105 33H106V35H104ZM20 34H21V36H20ZM144 34H146V35L144 36ZM10 35L12 36L13 39L11 38ZM148 35H149V37H148ZM80 36H82V37L85 36V37L82 38ZM144 38H146V40ZM65 39L66 40L69 39V40L66 42ZM71 39H72V41H71ZM143 39H144V41H143ZM70 41L72 43L74 42L73 45H71L72 43ZM78 41H79V44L77 43ZM23 43H25V44H23ZM86 43H89V44H86ZM44 44H46V45H44ZM83 44H84V47H82ZM150 45H152L153 47L150 46ZM7 46H8V48H7ZM85 48H87L86 49L87 50L86 54H84V52H85L84 49ZM122 48L124 49L123 52H121ZM151 48H152V51H151ZM8 49H9V51H8ZM65 49H68V51L65 50ZM115 50H116V52H115ZM142 50L144 51L143 53H142ZM71 51L73 52V54H72ZM103 51H105V52H103ZM113 51L115 53H113ZM118 51H120L121 53L118 52ZM235 51H237V50H235ZM117 52L120 53V55H118ZM136 52H138V53L136 54ZM64 53H66V55ZM121 54L123 55V57H122ZM107 55H108V57H107ZM126 55H129V56H127V58H126ZM118 56H120V57H118ZM235 56H236V59H237V55L236 54H235ZM116 57H118L120 60H123L125 63L123 61H121V63H120L121 65L118 64L120 62V60L117 59ZM198 57H201L202 59H204L203 58V52L199 53ZM63 58H65V59L63 60ZM82 58L85 61H83ZM105 58H107V60ZM115 58H116V60H115ZM132 58H134V59H132ZM262 58H263V63H264V54H262V55L260 54L258 60L261 61ZM66 59H70V60L68 61ZM7 60L8 61L10 60V61L8 62ZM208 60H209V56H208ZM110 61H111V63H110ZM114 61H116V62H114ZM70 62H72V63H70ZM113 62H114V64H113ZM144 62H145V64H144ZM204 62L205 61L197 62V64L194 65L193 70L196 73H198L201 77H203L204 74H209L208 78L213 80L215 89L217 88V86H221V87H218L216 91H214V89L212 90V94H213V92L216 94V95L214 94V96L212 95V97L217 98V103H215L214 105L211 106L209 101H208V99H207L209 92L204 90L203 94H201L199 86H196V90H198L199 95L197 97H195V98L188 99L187 100V105L190 106V107L194 106V108L196 110H200L202 113H204V110L209 109V112L207 113V117H208L209 122H210V119L212 117H217L216 116L217 112L221 108V99H223L225 97H228V96L224 95L221 92V89L224 86L227 85L225 83L226 82H230L233 85H236V84L240 85V84H243L245 82V79L247 81L249 79L246 78V76H245L247 66L242 61H240V59L237 60L238 63L233 64L231 62V60L229 59V57H227V56H225L223 54V57L218 56V59L216 61H214L212 64L210 63V61L206 62V65H208V67H209L208 71H204L203 67L201 66ZM79 63H80V66H79ZM91 63H96L95 64L96 66H95V69H94L95 72L93 73V78H92L94 80L93 81L89 80L90 82L88 81V84H86L84 87L87 88L88 90L90 89L89 91L98 92V93H96V95L94 97V100H91L90 98H87L85 96L81 97V95H80V84L78 86V81H77V80H79V77L80 78L82 77V75L84 74L85 70H87V68L90 66L89 64H91ZM248 63L250 64V67L253 69L255 64L253 65L250 61H248ZM69 65H70V67H69ZM87 65H89V66H87ZM101 65H102V67H101ZM117 65L120 66V67H118ZM258 65H261V64H258ZM98 67H99V70H98ZM8 68H9V71L8 70L6 71V69H8ZM107 69H108V72H107ZM109 69L110 70L113 69V70L110 71ZM117 69H119V70H117ZM156 69H155V71H156ZM1 70H3V71H1ZM9 72L10 73L12 72V73L9 75L8 74ZM70 74H71V76H70ZM105 74L108 75V79H106V77L104 76ZM125 74H127V75H125ZM239 74H241V78H238ZM7 75H9V78H10L9 82L6 81ZM78 75H79V77H78ZM249 75H250V77H252L253 72H249ZM259 75H263V77H264V72L263 71L260 72ZM95 76H96V78H95ZM126 76H127V78H126ZM74 77H76V78H74ZM98 77L100 78L101 81L103 80L102 83H101V81H99ZM97 78H98V84L95 85V83H97ZM141 78H143V79H141ZM144 78H146V79H144ZM114 79H115V81H114ZM148 79H149V81H148ZM155 79L157 81H155ZM74 80H75V82L77 84L74 82ZM118 80H119V82H121L120 84H118L119 83ZM258 80H257L256 83H258V82L260 83V81H258ZM144 82H145L146 85L144 84ZM157 82H159V84H157ZM72 83H73V85L74 84L75 85L74 86L71 85ZM106 83H108L110 85V87H112L111 88V96L109 98V101H103L104 94L108 92V88L105 89L106 91L104 92V88L106 87ZM249 83H248V85H249ZM92 84H94L95 86L94 85L92 86ZM76 85H77V89H76V92H75L74 89H75ZM118 85H120V86H118ZM122 85H124V86H122ZM143 85H145V86L148 85V86L146 88ZM71 86L74 89L71 88ZM134 86H136V87H134ZM47 87H48L47 88V90H48L47 92L49 93V98L47 100V103L49 104L51 99H52L53 91H54V88H55V80H51L47 84ZM184 87H185V83L183 85V88ZM37 88H38L37 85H33L32 84L30 86L31 91H33L34 93L37 91ZM247 88H248V86L246 87V90H247ZM71 89L75 92V93L72 94L73 97H71L72 95H70V92L72 91ZM155 89H158V91L160 93H157V92L155 93V98L156 99L154 97L152 99L149 98L151 96V92L153 93V90H155ZM170 89L172 90L171 87H170ZM150 90H152V91H150ZM66 91H67V93H66ZM128 91H129V93H128ZM147 91H148V93H147ZM260 93H262V94H260ZM23 94H24V91H23L21 85L19 87H17L14 90V92H13V95L15 97H17V103L19 104L20 108L23 106V101H22L23 100ZM130 94H131V96H133V99H134L133 103L129 105L130 106V111L129 112L131 113V115L128 116L130 113L129 112L126 113L125 118L123 119V121L120 122V127L121 128L119 130V134H121V136H119V138L121 139V141L122 140L123 141L122 142L120 141L119 144H117V145H113V147L111 146L112 144L109 143V142L106 145V146H109L110 150L117 149V147L120 148L121 149V154L118 155V157L116 156L115 162L111 161L110 157L107 156V154H104V155L102 154L103 159H102L101 155H100L99 158H97L95 153H96V151L98 149L97 146H99V140L101 138V137L99 138L100 133H101V136H102V132L101 131L104 130V128L113 119V116L115 115L114 114L115 111L120 113V110H122V108L125 106L124 104L127 102L126 98H128L130 96ZM134 94L136 95V97H135ZM243 96H244V94L240 95V96H238L236 98H232V103H233L234 107L229 106L231 112H233L232 114H234V112L237 110L238 116L241 115L240 113H241V109H242V102L248 101L247 99L243 98ZM181 97H182V95L179 98L175 99L176 103L179 106H180L179 102H180ZM96 99H97V101H96ZM122 99H123V101H122ZM92 104L94 105L95 110L96 109L99 110V115L97 116V114H96V116H97L96 119L97 120H95V129H94L95 141L92 144L91 149L88 151V149H86L87 144H84V145L78 144L77 141H73L72 138L73 137H77V139H79L80 141L83 138L84 131L86 129V128H84V126L87 127V125L90 123V113H89V109H87V107L92 105ZM96 104H97V106H96ZM148 104H150V106H148ZM204 105H207L208 107H204ZM258 105H259V107H257ZM61 106H63V107H61ZM182 106H183V104H182ZM78 107H80V108L77 109ZM154 107H156V108H154ZM182 108H184V106ZM20 111H22V112H21V114H19V117H20V120H22L23 122H27L28 119H31L33 117L34 111L32 113L28 114V115L32 114L31 117H29L27 114H25L23 112V109H21ZM123 112H125V110ZM134 112H135V114H134ZM91 113H93V112H91ZM66 114L69 115V116H67ZM70 115H71V117H70ZM23 116H24V118H22ZM137 116H139V117H137ZM247 117L249 119V122H248V125H247V128H246V124H247L248 120L247 121H245V120L247 119ZM8 118H9V116L5 117V120L7 121ZM44 119L45 120L47 119V114L44 116ZM82 119H84V120H82ZM127 119H129V120H127ZM77 121H79V123ZM127 121H128V123H127ZM121 123H122V125H121ZM145 123H147V124H145ZM230 124L232 126H230ZM249 125H250V128H249ZM151 127H150V129H151ZM240 128H241V132L239 130ZM255 128L256 129L260 128V131L256 134V136L254 138H252V142L253 143L252 142L250 143L248 139H249L250 135H252L251 132H253V130ZM98 129H99V131H98ZM126 129H128V130H126ZM137 132L138 133L140 132V133L138 134ZM189 132H190V134H189ZM96 133H97L98 137L96 136ZM182 134H183V131H182ZM197 134H199V135H197ZM65 135H66V137H65ZM149 135H150V133H149ZM236 135H238V136H236ZM96 138H97V140H96ZM198 139H200V140H198ZM247 141H248V143H247ZM95 142H96L97 145L95 144ZM252 144H253V146H252ZM61 146H60V150H59L60 154L62 152L64 153V150H63V148ZM106 146L102 147V153H103V150H105ZM154 146L157 147V141L154 142L152 150L156 149V147H154ZM200 148H201V150H200ZM17 149H18L17 145H12V146H10L8 148L5 147L4 151L5 152H10L9 156L12 157V155H11L12 152L16 153ZM85 149H86V151H85ZM80 150H81V152H79ZM192 150H193V152H192ZM189 151H190V153H189ZM142 152H143V154H142ZM195 152H196L197 155L195 154ZM217 152L219 154V159L222 160L223 162H220V163L219 162H215L216 164H215V169L214 170L216 172H214V173H212L210 171L208 172L207 169L209 167V164H212V165L214 164L212 162V159L216 156ZM248 153L252 154V155L253 154L257 155L256 163L258 164V166L256 168L259 171H256L254 169L256 164L253 161L249 160L248 164H243L242 161L244 160V158H246V160H248V158L246 157ZM138 154H140V155H138ZM130 155H132V156H130ZM212 156H213V158H212ZM107 158L110 159L109 164L107 166H109V165L114 163V166L117 168L116 171L118 173L117 178L112 179L110 181L112 184L111 183L108 184V183H105V182L97 181V179L99 180L100 177H101V174H100L101 172L100 171H101L102 167L104 166V163L106 162V160H108ZM100 159H102V162H101L100 166L97 167V165L99 164L98 160H100ZM34 160H35V158H34ZM198 161H199V163H198ZM74 162H80L81 164L79 165V164H76ZM74 164H76L77 167ZM9 165L14 166L15 165L14 161H12ZM93 165H96V170L97 171H96L95 176L91 177L90 176L91 172H92L91 166H93ZM191 165H192V167H194L193 169H192V167H190ZM242 166H243V168H242ZM190 169H192V170H190ZM246 169L249 170L247 173H245ZM251 170L254 171L255 174L257 172H259V174L256 175V177H254L255 174L252 172L253 174H252V176H250V174H248V173H250ZM125 171L128 174H126ZM132 171H133L134 174L132 173ZM182 172L183 171H181V172L179 171L180 174ZM234 172H235V174H234ZM179 173H177L178 176L180 175ZM232 173L234 175H232ZM201 174H202V176H201ZM180 176L184 177L183 174H181ZM109 178H111V177L108 176V179ZM137 178H139V179H137ZM197 179H199V180H197ZM231 179L233 181H235L236 179H240V183H238L239 185L237 186V189H236V187L235 188H231L232 187L231 186V183H232ZM189 180H190V182H188ZM192 180H194V181H192ZM258 180H260V181H258ZM195 181H197V182H195ZM261 181H263V182H261ZM203 182L205 184H209V185L211 184L210 187H209V191H207V190L202 188L201 185H203L202 184ZM102 183H103V187L105 185L104 188L102 187ZM135 183H137L138 185L135 184ZM176 183L179 186H177ZM172 184H174V187H177V188H175V189H177V191L175 190L176 191L175 193L173 192V185ZM229 184H230V186H229ZM240 184H242V186ZM146 185H148V186H146ZM61 186H63V190H62ZM142 186H144L143 189L146 188V187L147 188L150 187V188H149V190L147 189V191H145V189H144V191L142 193L141 192V187ZM248 186H249V190H248ZM263 186H264V184H263ZM225 187L229 188V189H226ZM165 188H169V189H165ZM194 188H195V190H193ZM242 188H243V190L241 192ZM212 190H214V191H212ZM192 191L195 193V195L193 196L194 199L191 198ZM199 191H201V192H199ZM229 192H230V194H229ZM101 193H102V195H101ZM200 193H202L201 195H207L209 193L208 195H210V199H212L214 201L215 200L214 198L216 197V201L217 202L215 201L209 207H207V205L204 206V205L200 204L199 202L198 203H194L196 196L199 195ZM171 194L172 195L174 194L173 197H172ZM181 196L184 198L183 201H184L185 204H188V203H191V202H193L194 204H191L190 206L182 208L180 200H179V199H182ZM150 197H152L153 199L150 198ZM169 197H171L172 200ZM165 198H168V199L166 200ZM233 198H234L235 202L233 201ZM241 198H242V200H241ZM243 198H245V200ZM256 200L258 202H256ZM175 201H178L179 204L178 203L176 204ZM129 202L131 203V205H130ZM150 203H152V204H150ZM57 204L59 205L58 201H57ZM237 204H239V205H237ZM174 205H175V207H174ZM248 205H249V207H248ZM230 206H232V207H230ZM233 206L234 207L236 206L235 209L233 208ZM54 207H55L54 209L57 210L58 206L56 207L55 204H54ZM147 207L148 208L150 207V208L148 209ZM253 207H255L256 212H253V209H252ZM130 208H132L131 209L132 211L130 210ZM143 208L145 209V213L148 212L147 214L144 213L145 217H147L151 212H153V214H151L149 216V219L146 218L147 221H145L144 225L142 226L141 222L144 219L142 217ZM208 208H211L212 209L211 211L215 212V214L212 215V217L210 219V223L208 224V227H207V229L212 233V235H211L212 238L209 237V239L206 238L205 240H201L200 239L202 241L201 245H203V246L200 247L198 249V251L195 254H193V255H191L188 252L189 251V246H187V247L183 248V250L181 252L182 258L181 259L179 258L178 261L176 260L177 259L176 257H177V255L179 256L180 253L178 252V250L176 248V250L174 249L173 250L174 252L172 251V253H171L173 258L170 257L169 255H166L165 257H163L161 259V261L158 259L159 261L154 262V261H156L155 259H157V255L159 256L160 252H164L163 249H164L165 245L167 244V239H168V241H170V239H171L170 235H171L172 231L179 225V223L183 219H187L188 222L190 220H192V219L200 220L207 213L206 210ZM177 209H179V211ZM227 209L229 210V212H227L228 211ZM177 211H178V213H175ZM191 211H192V213H191ZM257 211H259V213H257ZM154 212H155V214H154ZM172 212H173V214H172ZM189 213H191V215ZM170 214H171L172 217L170 216ZM245 216L247 217V219H245L246 218ZM255 217L259 218L261 220V222L250 224V225H248L246 223V222L250 223L251 220L254 219ZM207 218H208L207 215H205L204 216V221ZM152 221L155 222L154 226H152V224L154 223ZM172 222H173V224H172ZM244 224H246V225H244ZM128 225H126V226H128ZM243 225H244V228H243ZM239 226H242V227L239 228ZM251 226H253V227H251ZM155 227L161 232L159 233V231ZM136 229H139V230H136ZM165 230H166V233L164 232ZM104 231H106V232H104ZM240 231H242L243 233L240 232ZM107 233H109V234L107 235ZM232 233L235 234L234 237L232 236ZM238 234H240V236ZM113 235H115V237ZM173 235L174 236L172 237V241H173V245H174V244H176V238H178V237H175L174 233H173ZM105 236H106V238H109V239H106ZM164 236H166L165 239H163V241L160 242L159 246L157 247V249L155 248L156 249L155 250L154 247H156V245L158 244L157 242L160 241L162 239V237H164ZM237 236H239V237H237ZM110 238H111V240H113L112 241V248L109 245ZM173 238H174V240H173ZM232 238H233V240H232ZM238 238H240V239H238ZM154 240H155V245L152 244V242H151V241L154 242ZM253 241H255V242L253 243ZM260 243H262V244H260ZM113 244H114V246H113ZM217 244H218V247H217ZM93 245H94L95 249L93 248ZM136 245L140 246V252H139V255L137 256V259L132 260L131 259V253L127 255V254H125V252H127L129 250L132 251V249L135 248ZM250 245H251V247H250ZM147 247H148V251H147ZM255 247H257V248H255ZM228 248H229L230 252H228L229 251ZM236 248L238 250H233V249H236ZM220 249H221V252H219L218 254H215V253H217L216 251L220 250ZM239 249H241V250H239ZM257 249L260 250V251H257ZM152 251H153V253H152ZM226 253H229V254H226ZM242 253H243V255H242ZM213 254H215V255H213ZM225 254H226V256H225ZM101 256H103V257H101ZM212 256H213V259H212ZM149 257H151V258H149ZM163 259H164V261H163ZM174 259H175V261H174ZM152 260H153V262H152ZM193 260H194V262H193ZM207 261H208V263H205ZM112 263L115 264V262H112ZM263 264H264V262H263Z\"/></svg>", "mask_w": 264, "mask_h": 264}]
</instances>
